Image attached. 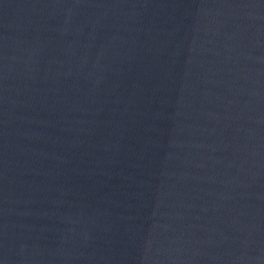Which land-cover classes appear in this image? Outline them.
<instances>
[{
	"label": "water",
	"instance_id": "95a60500",
	"mask_svg": "<svg viewBox=\"0 0 264 264\" xmlns=\"http://www.w3.org/2000/svg\"><path fill=\"white\" fill-rule=\"evenodd\" d=\"M0 264H264V0H0Z\"/></svg>",
	"mask_w": 264,
	"mask_h": 264
}]
</instances>
